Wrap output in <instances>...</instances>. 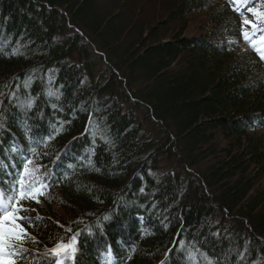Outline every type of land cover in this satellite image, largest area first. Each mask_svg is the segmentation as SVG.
Here are the masks:
<instances>
[{
	"label": "trees",
	"instance_id": "trees-1",
	"mask_svg": "<svg viewBox=\"0 0 264 264\" xmlns=\"http://www.w3.org/2000/svg\"><path fill=\"white\" fill-rule=\"evenodd\" d=\"M100 1L0 0V192L47 185L16 264H264V0Z\"/></svg>",
	"mask_w": 264,
	"mask_h": 264
},
{
	"label": "snow or ice",
	"instance_id": "snow-or-ice-1",
	"mask_svg": "<svg viewBox=\"0 0 264 264\" xmlns=\"http://www.w3.org/2000/svg\"><path fill=\"white\" fill-rule=\"evenodd\" d=\"M256 16H261L259 12ZM243 25L252 28L251 35L243 32L242 37L252 42L253 39H259L260 44L264 45V29L257 33L256 26L250 24L249 20H244ZM255 47V45H253ZM32 161L29 160L23 165V175L18 180V188H15L10 195L0 192V264H16V259L25 250L19 245L23 243L24 238H29L21 222L24 217L19 214L28 211L20 206L21 201H34L39 203V196L45 194L47 185L43 184L36 175L39 171L31 167ZM76 238L73 237L71 243L58 244L53 250L52 255L57 259V264H65L66 260L74 258Z\"/></svg>",
	"mask_w": 264,
	"mask_h": 264
},
{
	"label": "rangeland",
	"instance_id": "rangeland-1",
	"mask_svg": "<svg viewBox=\"0 0 264 264\" xmlns=\"http://www.w3.org/2000/svg\"><path fill=\"white\" fill-rule=\"evenodd\" d=\"M114 5V0H102L100 1V7L98 8L99 11L103 14L106 15L108 14L110 11H112L114 9L113 7ZM135 5L137 7H143V9H145L148 12V17L150 18V20L152 21L153 19V4L151 3V0H135ZM136 7V8H137ZM165 14L164 11H161L160 13V17L162 18V16ZM203 21L200 18L194 19L191 21V24L188 28V30L183 34V36L186 37H193L194 35H197L201 32L204 23H202ZM234 39V38H232ZM246 48V50H248V48L253 46V43H247L244 44ZM238 47V53H240L241 55L245 54V49L243 47H239V45H237Z\"/></svg>",
	"mask_w": 264,
	"mask_h": 264
},
{
	"label": "bare ground",
	"instance_id": "bare-ground-1",
	"mask_svg": "<svg viewBox=\"0 0 264 264\" xmlns=\"http://www.w3.org/2000/svg\"><path fill=\"white\" fill-rule=\"evenodd\" d=\"M248 3V2H247ZM253 21V20H252ZM234 38V37H233ZM234 40V39H233ZM236 41V40H235ZM237 42V41H236ZM238 47V46H237Z\"/></svg>",
	"mask_w": 264,
	"mask_h": 264
}]
</instances>
